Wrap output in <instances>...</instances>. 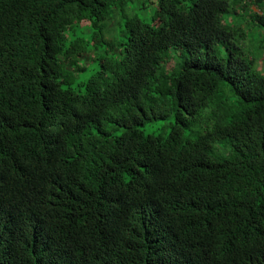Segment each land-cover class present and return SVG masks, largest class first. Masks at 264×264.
<instances>
[{"label":"trees","instance_id":"16d2710c","mask_svg":"<svg viewBox=\"0 0 264 264\" xmlns=\"http://www.w3.org/2000/svg\"><path fill=\"white\" fill-rule=\"evenodd\" d=\"M126 1L0 0V264H264V0H157L107 40ZM83 20L118 55L75 89Z\"/></svg>","mask_w":264,"mask_h":264},{"label":"rangeland","instance_id":"374dc122","mask_svg":"<svg viewBox=\"0 0 264 264\" xmlns=\"http://www.w3.org/2000/svg\"><path fill=\"white\" fill-rule=\"evenodd\" d=\"M251 9L253 11H258L256 6H252ZM157 10V0H127L124 5V10L119 7L113 9L110 18L105 22L109 28V33L106 31L105 38H108L107 40L112 39V37H115L118 40L124 39L126 33V16L139 18L146 23L158 24V19L155 20ZM247 19L249 21L250 17H247ZM87 22V20H83L79 25L75 26L73 31L68 32L69 39L67 40V44L70 43L71 39L82 37L91 42V47H93V50L84 54L83 58L81 57L80 63L82 64L83 69L74 72V79L71 86L75 89H83V86L79 87V84L86 82L97 70H99L100 58L102 56L118 55L116 48L110 47L104 40H100L96 45L93 43V28L90 24H87ZM244 26L248 29L249 36L243 45L249 53L251 50L252 55L258 57L257 48L261 43V36L263 35H261V33H264V30L262 31L256 25L250 24V22H244ZM176 49H179L177 50L178 59H182V57H179L181 53L180 47L172 48L171 51H176ZM257 65L259 68L263 67L264 55L257 61ZM167 66L169 68L173 66V58L167 63ZM63 86L67 87L68 85L63 84ZM173 121V117L164 120H153L146 122L144 125L140 126V128L147 134H167L170 130V123ZM108 129L116 135L121 134L124 130L122 127H117L114 124H109ZM186 132L187 136H191L192 138L196 135L193 131Z\"/></svg>","mask_w":264,"mask_h":264}]
</instances>
